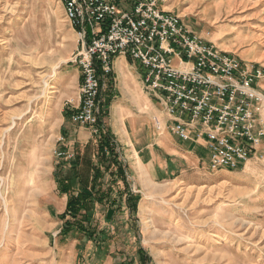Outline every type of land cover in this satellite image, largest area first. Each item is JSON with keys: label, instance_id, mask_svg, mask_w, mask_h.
I'll use <instances>...</instances> for the list:
<instances>
[{"label": "rangeland", "instance_id": "obj_1", "mask_svg": "<svg viewBox=\"0 0 264 264\" xmlns=\"http://www.w3.org/2000/svg\"><path fill=\"white\" fill-rule=\"evenodd\" d=\"M160 4L221 50L248 51L258 57L248 61L264 66V0ZM80 47L59 0H0V264H264V139L234 169H208L207 150L196 148L199 163L173 166L169 177L141 175L108 128L119 103L112 97L117 79L100 91V124L71 119ZM79 127L91 135L86 143L73 142ZM106 130L126 184L105 173L107 200L85 214L83 231L66 232L72 190L58 189L55 169L63 166L71 177L78 152L95 162Z\"/></svg>", "mask_w": 264, "mask_h": 264}, {"label": "built area", "instance_id": "obj_2", "mask_svg": "<svg viewBox=\"0 0 264 264\" xmlns=\"http://www.w3.org/2000/svg\"><path fill=\"white\" fill-rule=\"evenodd\" d=\"M59 1L81 43L75 124H100V91L111 84L115 59L124 57L140 63L143 91L166 115L165 123L153 118L157 131L204 141L210 170L234 169L255 156L264 139L263 65L203 39L160 0Z\"/></svg>", "mask_w": 264, "mask_h": 264}, {"label": "crops", "instance_id": "obj_3", "mask_svg": "<svg viewBox=\"0 0 264 264\" xmlns=\"http://www.w3.org/2000/svg\"><path fill=\"white\" fill-rule=\"evenodd\" d=\"M239 56L247 61L258 59L248 51H240ZM75 74L76 78H79V70ZM140 75L135 62L124 57L115 59L113 79H117L118 82L116 85L114 83L116 87L112 97L116 96L119 103H114L116 116L108 121V128L126 152L128 160L136 166L137 158L150 179L169 177L176 171H171L173 166L199 163L201 159L195 153V149H206L205 143L179 140L167 130V127L162 131L154 128L152 119L160 117L165 123L166 115L161 106L157 107L153 102L155 100L143 91ZM262 85L264 87V84ZM75 94L73 107H76L79 101L78 92ZM112 105L110 104V108ZM90 137L87 128L79 127L73 142L83 144Z\"/></svg>", "mask_w": 264, "mask_h": 264}, {"label": "trees", "instance_id": "obj_4", "mask_svg": "<svg viewBox=\"0 0 264 264\" xmlns=\"http://www.w3.org/2000/svg\"><path fill=\"white\" fill-rule=\"evenodd\" d=\"M116 146L114 136L106 130L97 139L95 162L91 157L80 156L78 152L69 168L71 177L67 175L68 172L63 166V168L56 167L55 178L58 189L63 193H70L72 190L66 204V212L71 215L72 220L65 224L64 231H83L81 220L86 221L85 214L93 208L95 203L103 204L107 200L108 191L102 190L103 183H101L105 173L114 177L113 182L119 177L126 184L123 161L120 159ZM64 161L65 164L68 159ZM72 179L76 180L75 183L78 185L76 194L73 192L75 187Z\"/></svg>", "mask_w": 264, "mask_h": 264}, {"label": "bare ground", "instance_id": "obj_5", "mask_svg": "<svg viewBox=\"0 0 264 264\" xmlns=\"http://www.w3.org/2000/svg\"><path fill=\"white\" fill-rule=\"evenodd\" d=\"M136 167L139 170V172L141 173V175H143L144 174V167H143V165L140 164V162L137 158H136Z\"/></svg>", "mask_w": 264, "mask_h": 264}]
</instances>
